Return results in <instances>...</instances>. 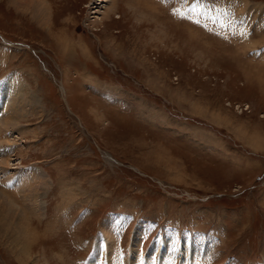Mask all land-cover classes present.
<instances>
[{"label":"rangeland","instance_id":"1","mask_svg":"<svg viewBox=\"0 0 264 264\" xmlns=\"http://www.w3.org/2000/svg\"><path fill=\"white\" fill-rule=\"evenodd\" d=\"M48 1L53 31L0 0V89L25 99L0 201L32 229L0 264H264V0H114L103 23Z\"/></svg>","mask_w":264,"mask_h":264},{"label":"bare ground","instance_id":"2","mask_svg":"<svg viewBox=\"0 0 264 264\" xmlns=\"http://www.w3.org/2000/svg\"><path fill=\"white\" fill-rule=\"evenodd\" d=\"M9 1H11L12 3L13 2L19 3L25 9L32 8L31 13L30 12L29 13L32 14L33 19H35L36 22L38 24H40L41 26H43L44 28L48 29L49 31H53L54 23H55V19H54V15H53V9L54 8L52 7V3L50 1H48V0H9ZM149 1L150 0H148L147 2H149ZM108 2L113 3L114 0H101L100 1L101 8L98 7L96 9V11L94 12L95 14H101V13L103 14V17L97 18V20H98L97 23H103V21L105 19H109V17L111 16V12L114 11V8L110 9L106 6H102L103 3H108ZM130 4H132V3L130 2ZM133 4H134V6H132ZM133 4L131 5L133 8H135L136 5L138 6V7L136 6V8H139V7L141 8L143 2H142V0H134ZM145 6L148 7V5L146 3H145ZM136 8H135V10H136ZM138 11H139V9H138ZM142 14L144 15L143 12H142ZM55 17H56V15H55ZM58 30H57V32H59ZM49 31H48V33H50ZM59 42H61V41H59ZM17 89H18V85H16V83H14V82L7 83L5 89H0V102L3 105L2 106L3 112H2V116L0 117V141L1 140H7V142H10L11 138L9 139V136L13 133V131H11L12 133L8 136L7 133L9 131V129L10 128H12V129L16 128L18 126L19 119L24 118V116H25V114H24L25 113V99H24V96H21V98H20L19 91ZM21 120H23V119H21ZM13 139H15V138H13ZM5 148H7V147H5ZM4 152H5L6 157L4 156V158H2L3 159L1 162L2 164L1 163L0 164H1V167L3 168V170L5 171L4 174H9V169H11L10 168L11 167L10 166L11 165V163H10L11 157L9 156L11 154L10 153L11 149L8 151H7V149H4ZM17 177H16L17 179H15V183L13 182L14 185L18 184V187H20L21 190L25 189V191H24L25 193L22 194V198H20V197L16 198V199L24 200L23 204L25 205V207L22 209L23 216L29 214V215H36V216L41 217V215L44 214L43 213V206H42V203L40 200L41 196L39 193L36 192V188H34V184L37 182H42L43 179L45 178V176L38 173V172H35V171H26L25 173H22V174L19 173ZM12 178L13 177H11L10 179H12ZM13 181H14V179H13ZM30 186H32V187H30ZM5 196L6 197L3 196V198H4L3 201L2 202L0 201V234L6 235L9 239L8 240L9 243L13 247H15V248L21 247V250H23L25 252L26 248H28L29 242L31 243V241H28L29 232L32 230V229H30V231H29V224L30 223H29V221H26L25 218H23L22 216H21V218L15 217L16 213H17L16 210H18V209H16V207L14 205H12L11 203H7L8 200H10L12 202H14V200L12 199V196H9V195H5ZM31 235H30V237H32ZM29 246H31V244ZM27 256H28V254H27Z\"/></svg>","mask_w":264,"mask_h":264}]
</instances>
